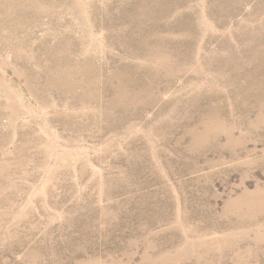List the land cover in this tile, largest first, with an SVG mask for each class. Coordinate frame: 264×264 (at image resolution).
Instances as JSON below:
<instances>
[{"label": "rangeland", "instance_id": "obj_1", "mask_svg": "<svg viewBox=\"0 0 264 264\" xmlns=\"http://www.w3.org/2000/svg\"><path fill=\"white\" fill-rule=\"evenodd\" d=\"M0 264H264V0H0Z\"/></svg>", "mask_w": 264, "mask_h": 264}]
</instances>
